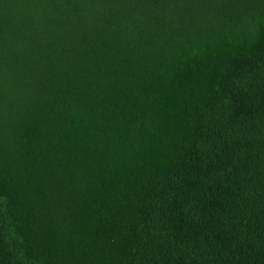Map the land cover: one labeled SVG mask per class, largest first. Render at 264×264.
Returning <instances> with one entry per match:
<instances>
[{
	"label": "trees",
	"instance_id": "obj_1",
	"mask_svg": "<svg viewBox=\"0 0 264 264\" xmlns=\"http://www.w3.org/2000/svg\"><path fill=\"white\" fill-rule=\"evenodd\" d=\"M0 264H264V0H0Z\"/></svg>",
	"mask_w": 264,
	"mask_h": 264
}]
</instances>
